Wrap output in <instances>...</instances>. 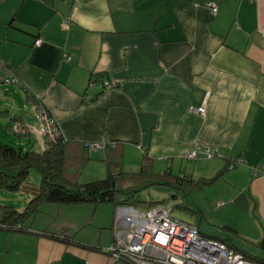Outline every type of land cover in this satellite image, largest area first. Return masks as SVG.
<instances>
[{
  "label": "crops",
  "instance_id": "obj_1",
  "mask_svg": "<svg viewBox=\"0 0 264 264\" xmlns=\"http://www.w3.org/2000/svg\"><path fill=\"white\" fill-rule=\"evenodd\" d=\"M206 1L0 0V57L17 78L0 81L6 83L0 98L8 99L6 122L12 130L18 126L14 144L23 148L46 146L34 109L24 107L35 96L65 138L119 142L127 172L138 169L143 151L160 171L196 159L187 172L201 178L243 157L214 179L225 198L216 205L237 207L244 197L261 239L264 171L250 169L264 162V0H218L215 14ZM95 71L100 80L89 85ZM17 89L24 105L13 96ZM196 142L217 154L188 157ZM105 147L91 148L89 162L103 161ZM82 206L88 205L79 212H86ZM40 212L31 231L0 229V264H131L107 250L112 218L109 226H95L106 229L95 237L83 226L85 213H77L83 217L75 218L72 231L58 223L34 225Z\"/></svg>",
  "mask_w": 264,
  "mask_h": 264
},
{
  "label": "trees",
  "instance_id": "obj_2",
  "mask_svg": "<svg viewBox=\"0 0 264 264\" xmlns=\"http://www.w3.org/2000/svg\"><path fill=\"white\" fill-rule=\"evenodd\" d=\"M13 75L15 76L14 73ZM98 75H100L98 71L92 72L89 80L92 79L96 83L100 80ZM114 141L113 145H106L105 155L101 159L106 165V174L86 181H79L78 175L82 167L91 159L88 141L67 139L61 133L46 142L42 150H36L30 146L23 148L0 141V187L8 190H17L22 187L29 194L25 206L21 209L11 204H0V229L31 231L33 216L39 211L43 202L69 204L106 201L113 206L131 204L137 207H149L160 203L161 199H139L137 193L140 189L153 184H167L172 187L174 183L175 186L179 184L180 179L193 182L192 177L187 179L183 173L174 177L167 172L170 177L165 176L166 169L160 172L153 171L151 158L146 151H143L140 166L136 171H123L121 144ZM31 167H36L41 173L39 182L33 187L24 183ZM226 167L228 168L227 165L223 166L211 177L200 179H203V182H210L219 177ZM175 206L181 207L180 204ZM224 228L236 231L228 225ZM41 232L51 233L46 229H42ZM214 238L238 249L222 237ZM259 245L264 250V236L260 239ZM240 251L244 256L254 260L255 264L264 261V256L257 257Z\"/></svg>",
  "mask_w": 264,
  "mask_h": 264
},
{
  "label": "rangeland",
  "instance_id": "obj_3",
  "mask_svg": "<svg viewBox=\"0 0 264 264\" xmlns=\"http://www.w3.org/2000/svg\"><path fill=\"white\" fill-rule=\"evenodd\" d=\"M4 84L6 83H0V88H3L5 86ZM13 96L18 100L19 104L24 105V95L22 90L17 89V92L15 91ZM7 100V98H0V141L18 146L17 144H14V139L19 135H17L14 130L7 127L6 120L9 119L10 116L5 113L6 106L3 104V102ZM24 107H26L27 110L32 108L27 103H25ZM10 114H12V112ZM204 158L201 160L208 161V159ZM188 160H190L188 163L184 161L181 164L178 161L169 173L171 176L177 177L182 173L178 172V170L184 169L183 171L189 175L186 176V178L188 179L189 177H192L193 182H189L186 179H180V183L176 184V186L174 183L172 187L167 184L148 185L138 191V198L143 200L161 199L160 203L168 207L172 214L190 223H197L202 234L206 236L222 237L242 251L257 257H263L264 250L261 245H259L260 237L256 238L255 227L251 225L250 221L251 208H248V203L245 201L244 197L239 196L237 200H235L237 207L232 205V207L220 211L216 202L218 200H225L224 196H222V191L219 193L217 192L221 186L215 180L203 182V179H200L201 176L195 171L194 174L187 172V169L188 171L192 169L196 159ZM89 161H87L80 170L78 175L79 181L100 178L106 174V167L103 161L98 159L91 162ZM123 167L122 170L124 171ZM99 168H102L103 170L99 172ZM152 170L160 172V168H156L155 165H153ZM168 171L169 169L167 168L165 176L169 175L167 173ZM40 177V171L36 167H31L24 183L25 185L33 187L39 182ZM28 195L29 194L26 193L22 187L17 190H8L0 187V204H11L16 208L21 209L25 206L28 200ZM176 204H180L181 207L175 206ZM79 205H88L82 206L86 208V212H79V210H82L78 207ZM56 207L57 209H55ZM39 208H42L43 212L38 213L39 215L37 216V220L34 221V225L44 227L50 224V228H55L56 226L54 225L58 223L62 228H66L70 225L73 231L75 229L73 228V222L76 223L75 218L83 217V215L76 216L77 213H85L86 216H84V219L86 218L89 222L85 223L83 226L90 229L88 232H93L95 237L98 236V231L106 230L105 228H99L98 230L95 226L98 225L100 227V224L109 226L111 224L114 210V206L106 201L98 203L69 204L44 202L41 203ZM58 209L60 210L58 211ZM226 225L236 229V233L224 228ZM78 228L80 231L84 230V227H81L80 225ZM2 238L1 241L3 242ZM258 264H264V261Z\"/></svg>",
  "mask_w": 264,
  "mask_h": 264
},
{
  "label": "built area",
  "instance_id": "obj_4",
  "mask_svg": "<svg viewBox=\"0 0 264 264\" xmlns=\"http://www.w3.org/2000/svg\"><path fill=\"white\" fill-rule=\"evenodd\" d=\"M218 0L204 2L212 14L218 9ZM196 4V3H195ZM68 17L63 18V27L68 26ZM39 38L34 40L35 44ZM69 58V56H67ZM16 80L12 70L0 57V81ZM89 85L94 84L92 79ZM112 86L103 82V87ZM27 102L34 109L39 130L45 142L51 141L61 134L58 122L49 114L47 108L37 97L29 96ZM202 113L204 105L196 107ZM18 130V126L13 128ZM21 131H28L22 128ZM114 140L108 142H90V148H103L113 145ZM199 151L204 157H212L217 150L211 146L201 147L197 142L188 152V157H198ZM241 156L231 158L228 167L244 162ZM253 175L264 171V162L255 163L251 169ZM112 239L107 246L108 252L115 258H122L131 264H255L254 260L226 242L209 237L201 233L199 228L171 213V210L161 203L149 207H137L131 204H117L114 206L112 217Z\"/></svg>",
  "mask_w": 264,
  "mask_h": 264
}]
</instances>
